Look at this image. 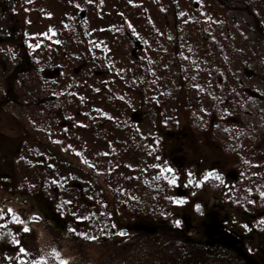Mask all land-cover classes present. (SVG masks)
Wrapping results in <instances>:
<instances>
[{
  "label": "rangeland",
  "instance_id": "rangeland-1",
  "mask_svg": "<svg viewBox=\"0 0 264 264\" xmlns=\"http://www.w3.org/2000/svg\"><path fill=\"white\" fill-rule=\"evenodd\" d=\"M1 202L7 264L103 260L125 228L195 264L208 211L247 249L217 264H264V0H0Z\"/></svg>",
  "mask_w": 264,
  "mask_h": 264
},
{
  "label": "flooded vegetation",
  "instance_id": "flooded-vegetation-1",
  "mask_svg": "<svg viewBox=\"0 0 264 264\" xmlns=\"http://www.w3.org/2000/svg\"><path fill=\"white\" fill-rule=\"evenodd\" d=\"M6 199L10 202L11 201L21 202V200L19 201L18 199H9L7 197H5L3 200L6 202ZM3 202L0 203V207L3 205ZM21 204L25 205L24 202H21ZM211 212L212 211H208L207 213L201 214L199 218L200 227L198 228L197 235H194L195 227L191 231V233H188L186 231V233H182L181 235H179L180 239L182 240L187 239L195 247V253L197 254L198 257L195 258L193 262L195 264L196 263L197 264H202V263L207 264V261L209 262L210 259L212 260V258L215 260L211 261V264H217V261L220 262L225 255L221 253L217 254V256L214 255L213 252L210 251L211 244L219 247L220 250H224V251H226L224 248H230L244 257L245 251L247 250L245 249V246H244V240L240 239L239 241L236 239L237 241H234V237H231L230 235H228L226 229L223 226H221V223L215 225L214 223L217 222L216 221L217 219L214 218ZM6 221L10 222V220L8 219ZM35 221L36 220L31 221V220L25 219L24 224L27 225L28 227H33ZM45 223L48 226L49 230L55 233L57 232V234L60 236L57 230L51 228L47 222ZM17 225L18 223H14L13 225H10V226H13L12 227L13 229L15 226L17 227ZM126 226L129 227V225H126ZM135 226L144 227V229L141 230V232H143L144 236L146 237L150 236L149 238L153 236L151 233L158 232L157 229H153V227L147 224L136 223ZM12 229L6 227L2 231H0L1 237L6 238L7 240H9L10 238H14ZM15 231L16 230H14V232ZM127 231L128 230L125 228L122 233H119V235L117 236L118 238L112 241L116 245L115 247L116 250L124 249V251L121 254L106 253L104 255L103 260H100L98 258L97 261H92L87 264H158V262L163 263L170 259L169 251H168L169 249L167 246V242L164 240V235H162L163 233L161 234L162 238L160 239V241L155 243L157 245L150 246V248L149 247L147 248L146 247L147 245H141V244L137 245L136 243L133 246L124 245L125 243H127L125 240L127 237L126 235L129 233ZM135 231L136 230H133L131 232H135ZM89 232H90V229H89ZM94 232H96L98 235L99 230L95 229ZM124 233L126 234L123 236ZM106 234H110L109 231H107ZM92 238L93 237L89 236L88 240L93 241ZM20 245L21 246L18 247V249L21 250V253H24L28 258H31L30 262H23L25 264H68L66 262L67 255H63L61 251H59L60 247H58L55 243L37 245L36 247H34L36 248V252L34 251V249L31 248L30 245H23L22 242ZM22 250L24 251L22 252ZM93 250L94 248L92 249L91 252H93ZM90 256H94V255L90 254ZM170 256H173L172 252H170ZM225 263L235 264L233 261H230V260L229 261L225 260ZM0 264H7V263L0 262ZM8 264H15V263L10 262ZM16 264H19V263H16Z\"/></svg>",
  "mask_w": 264,
  "mask_h": 264
}]
</instances>
